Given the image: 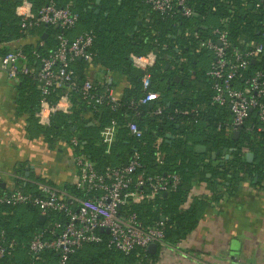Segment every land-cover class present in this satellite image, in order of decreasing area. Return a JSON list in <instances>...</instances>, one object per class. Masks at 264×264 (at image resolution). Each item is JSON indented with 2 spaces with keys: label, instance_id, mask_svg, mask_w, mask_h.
Here are the masks:
<instances>
[{
  "label": "trees",
  "instance_id": "obj_1",
  "mask_svg": "<svg viewBox=\"0 0 264 264\" xmlns=\"http://www.w3.org/2000/svg\"><path fill=\"white\" fill-rule=\"evenodd\" d=\"M21 1L0 0V55L12 49L9 43L15 39L33 36L41 40L45 35L41 46L37 41L23 45L28 65L37 67L39 60L32 51L46 55L55 45V34L61 30L46 24L22 32L15 14ZM28 1L34 12L49 1L56 6L70 3L78 21L73 29L63 31L69 38L86 30L93 31L91 64L76 61L74 65L78 82L89 75L102 91L104 86H112L103 76H123L127 81L114 106L107 102L90 105L77 91H69L70 112L53 113L49 125L43 126L35 115L41 98L39 84L30 76H21L15 84V113L27 117L29 134L42 136L51 150L59 143L67 144L74 154L87 157L100 174L107 168L125 166L136 153L139 166L132 173L134 178L142 175L146 180L157 174L179 176L175 187L166 195L149 198L146 183L143 192L128 198L118 209L120 214L134 213L145 226L162 222V243L157 244L154 253L140 247L121 252L108 246V236L101 233L99 241L85 242L68 255L64 264H153L163 247H175L197 227L208 198L190 197L194 184L205 183L216 200L224 195L233 196L243 182L253 184L256 178L257 184L264 180V123L253 110L234 139L228 126L231 119L228 107L211 101L213 81L207 71L213 57L206 68L199 61L201 53L208 50L199 48V41L213 39L212 29L224 19H227L225 29L230 48L246 50L257 43L264 48V8L256 6L257 0H186L194 11L189 17L183 16L177 7L171 13L160 14L144 0ZM149 51L156 54V59L146 70L150 80L147 89L159 95L152 108L148 103H139L145 93L141 83L143 73L129 59ZM251 61L242 71L243 78L256 70L264 78V55L261 53ZM165 65L169 67L165 69ZM175 75H180L182 82L167 84L166 80L172 82ZM64 89L52 91L49 100L54 103ZM158 106L161 113L152 114ZM175 109L186 113H176ZM112 122L114 138L107 151L100 132ZM129 123L137 126L139 136L129 130ZM259 126L261 131L256 130ZM167 133L173 136L170 142L165 139ZM72 138L77 140V145L71 144ZM197 144L205 150L196 151ZM223 149L227 150L228 158L222 154ZM216 151L219 152L212 158V152ZM247 152L253 154L250 161L246 159ZM23 167L19 165L16 169L19 176L24 174ZM39 184L54 187L51 181L40 177L33 183L15 179V187L23 192L37 193ZM77 185L75 178L64 183L60 191L71 199L98 195L97 191L87 193ZM39 216L38 207L30 203L0 204V237L6 247L0 264H60L55 250L45 249L37 256L29 251L33 233L43 227L38 223ZM47 220L65 222L64 216L56 212L48 214Z\"/></svg>",
  "mask_w": 264,
  "mask_h": 264
},
{
  "label": "built area",
  "instance_id": "obj_2",
  "mask_svg": "<svg viewBox=\"0 0 264 264\" xmlns=\"http://www.w3.org/2000/svg\"><path fill=\"white\" fill-rule=\"evenodd\" d=\"M151 8L160 14L175 11L191 16L194 11L186 0H144ZM256 6L264 8V0H257ZM21 9H24L21 11ZM19 18L22 32L29 28L41 25H52L61 31L54 36L55 45L46 55L40 56L35 51L32 54L38 58L37 67L28 65V56L23 45L13 47L0 55V71L13 83H17L21 76L34 78L40 88L39 109L36 117L39 124L47 126L53 113L60 111L69 113L71 102L69 91H77L80 97L90 105H100L103 102L112 106L118 100L113 89L107 85L101 91L91 77L86 76L81 82L76 79L75 62L82 61L91 64L93 52L91 47L94 40L92 30L83 31L72 38L63 33L71 30L78 21V14L70 3L56 6L49 1L38 9L32 10V3L22 0L15 8ZM227 19L221 20V25L212 29L213 39L199 41V48L211 50L213 61L207 71L212 78L213 95L212 103L226 105L230 111V132L239 130L250 113L255 110L258 120L264 123V78L260 70L244 77L242 71L248 66L249 59H255L264 52L261 43L252 44L250 48L241 50L230 48L227 30ZM264 36V33H263ZM24 38L14 41L20 42ZM41 46V40H36ZM156 59V54L149 51L145 55L132 56V64L143 71L141 78L144 95L139 99L140 104H147L158 100L157 92L147 89L150 85L149 74L146 70L151 67ZM109 82V78L105 77ZM65 88L63 93L52 103L50 93L56 89ZM176 113L185 114L186 111L175 109ZM154 115L161 113V107L154 108ZM129 130L135 135H140V130L133 123L128 124ZM261 131L262 127L256 128ZM114 123L104 127L101 132L102 141L106 144L107 151L114 138ZM71 144L77 145L75 138ZM74 164L78 170V187L86 192L97 191L98 195L83 197L81 199L67 198L63 192L47 184H39L37 193L23 192L19 188H5L0 191V204L17 205L30 203L38 207L40 214L45 215V221L40 230H36L28 244L31 255L37 256L45 249H52L59 253V263L64 264L67 257L74 250L80 248L85 242H97L99 234L108 236V246L127 253L135 247L146 249L150 243H162V222L152 226H145L134 213L120 214L118 209L127 199L135 198L143 192L142 187H148V197L172 190L179 180L177 174H157L146 180L142 175L133 177L132 173L139 166L137 154L123 167L107 168L104 173H98L92 162L83 154H74ZM147 181V182H146ZM117 203L120 204L117 207ZM75 204V208H73ZM61 213L65 222L47 220L50 213ZM107 228L108 232H100ZM6 247L0 237V257L4 255Z\"/></svg>",
  "mask_w": 264,
  "mask_h": 264
},
{
  "label": "crops",
  "instance_id": "obj_3",
  "mask_svg": "<svg viewBox=\"0 0 264 264\" xmlns=\"http://www.w3.org/2000/svg\"><path fill=\"white\" fill-rule=\"evenodd\" d=\"M35 41L33 36H26L9 46ZM108 78L119 96L127 86L126 78ZM15 98V83L0 71V179L6 188H16V178L33 183L40 177L60 191L64 183L79 177L72 148L59 143L51 150L42 136L32 137L27 131V117L15 113ZM19 165L24 166V172L27 165L33 166L27 177L16 173ZM202 195L207 196L208 203L197 227L175 247H163L153 264H264V180L243 182L233 196L216 200L205 183L194 184L190 197Z\"/></svg>",
  "mask_w": 264,
  "mask_h": 264
},
{
  "label": "water",
  "instance_id": "obj_4",
  "mask_svg": "<svg viewBox=\"0 0 264 264\" xmlns=\"http://www.w3.org/2000/svg\"><path fill=\"white\" fill-rule=\"evenodd\" d=\"M96 12H98V10H96ZM131 36H132V34H131ZM41 38H45V35H42ZM176 51H177V50H176ZM262 55H264V52L262 53ZM164 57H166V55H165ZM129 59H130V61H131V60H132V56H130ZM251 62H254V59H252ZM168 67H169V65H165L164 68L167 69ZM180 72H181V71H180ZM141 73H143L142 70H141ZM110 81H111V80H110ZM179 81L182 82V78H181V76H180V75H175L174 78H173V80H172V82H170V80L167 79V80H166V83L169 84V83L179 82ZM148 106H149L150 108H152V107L154 106V103H153V102H149V103H148ZM238 132H239L238 130H235V131L232 132V136H233L234 139L238 136ZM172 138H173V136H172L171 134H169V133H167V134L165 135V139H166L167 142H170V140H171ZM189 143H190V142H189ZM195 150L198 151V152H203V151L205 150V147H204L203 145L197 144V145H195ZM218 152H219V151L212 152V154H211L212 158H214L215 155H216ZM222 154L225 155V158H228V154H227V150H226V149H223V150H222ZM252 158H253V154H252L251 152H247V153H246V159H247V161H250ZM32 167H33V166H31V165H27V166L25 167V172H24V174H25L26 177L29 175V169L32 168ZM254 181H256V178L254 179ZM0 188H1V189H5V188H6V187H5V182L2 181L1 179H0ZM166 194H167V192H163V193H162L163 196L166 195ZM119 206H120V204L117 203V207H119ZM163 219H164V217L161 216V220H163ZM44 221H45V215L40 214V216H39V220H38V223H39L40 225H43V224H44ZM100 232H108V229H107V228H101V229H100ZM156 248H157V244H156V243H150V244L147 246L146 250H147L149 253H154L155 250H156Z\"/></svg>",
  "mask_w": 264,
  "mask_h": 264
},
{
  "label": "rangeland",
  "instance_id": "obj_5",
  "mask_svg": "<svg viewBox=\"0 0 264 264\" xmlns=\"http://www.w3.org/2000/svg\"><path fill=\"white\" fill-rule=\"evenodd\" d=\"M213 57V54L210 50H204L202 53H201V56H200V65L203 67V68H206L208 66V64L210 63L211 59Z\"/></svg>",
  "mask_w": 264,
  "mask_h": 264
},
{
  "label": "clouds",
  "instance_id": "obj_6",
  "mask_svg": "<svg viewBox=\"0 0 264 264\" xmlns=\"http://www.w3.org/2000/svg\"><path fill=\"white\" fill-rule=\"evenodd\" d=\"M24 9H21V11H23Z\"/></svg>",
  "mask_w": 264,
  "mask_h": 264
}]
</instances>
